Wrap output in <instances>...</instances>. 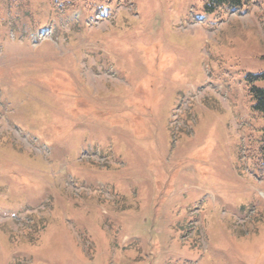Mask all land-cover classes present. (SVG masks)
Returning a JSON list of instances; mask_svg holds the SVG:
<instances>
[{
  "label": "rangeland",
  "instance_id": "1",
  "mask_svg": "<svg viewBox=\"0 0 264 264\" xmlns=\"http://www.w3.org/2000/svg\"><path fill=\"white\" fill-rule=\"evenodd\" d=\"M261 1L0 0V264H264Z\"/></svg>",
  "mask_w": 264,
  "mask_h": 264
},
{
  "label": "trees",
  "instance_id": "2",
  "mask_svg": "<svg viewBox=\"0 0 264 264\" xmlns=\"http://www.w3.org/2000/svg\"><path fill=\"white\" fill-rule=\"evenodd\" d=\"M108 1L110 2V0ZM258 1L259 0H202V10L206 14L221 17V15H223L224 13H230L232 11L251 8L254 3H257ZM248 95L250 97V100L253 102V110L256 113H259L264 116V88L251 86L248 89ZM259 151L261 154H264V135L260 143Z\"/></svg>",
  "mask_w": 264,
  "mask_h": 264
}]
</instances>
